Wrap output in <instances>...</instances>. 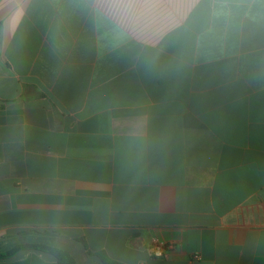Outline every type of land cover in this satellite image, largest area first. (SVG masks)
<instances>
[{"label":"crops","instance_id":"crops-1","mask_svg":"<svg viewBox=\"0 0 264 264\" xmlns=\"http://www.w3.org/2000/svg\"><path fill=\"white\" fill-rule=\"evenodd\" d=\"M22 244L264 264V0H0V253Z\"/></svg>","mask_w":264,"mask_h":264},{"label":"trees","instance_id":"trees-1","mask_svg":"<svg viewBox=\"0 0 264 264\" xmlns=\"http://www.w3.org/2000/svg\"><path fill=\"white\" fill-rule=\"evenodd\" d=\"M22 250H36L52 255L59 264H78L71 253L65 250L54 248L46 244H22L13 249L0 253V260L10 259ZM100 258L103 264H121L110 259L105 253L92 254Z\"/></svg>","mask_w":264,"mask_h":264},{"label":"built area","instance_id":"built-area-1","mask_svg":"<svg viewBox=\"0 0 264 264\" xmlns=\"http://www.w3.org/2000/svg\"><path fill=\"white\" fill-rule=\"evenodd\" d=\"M172 248H173L172 244L158 240L152 242L148 247L151 256L154 258L167 257L169 252L172 250Z\"/></svg>","mask_w":264,"mask_h":264}]
</instances>
